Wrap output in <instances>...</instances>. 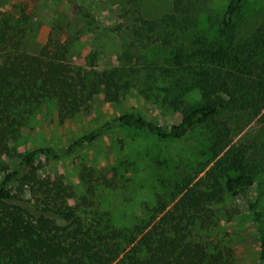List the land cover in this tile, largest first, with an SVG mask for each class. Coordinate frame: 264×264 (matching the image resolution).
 Segmentation results:
<instances>
[{"label": "trees", "instance_id": "trees-1", "mask_svg": "<svg viewBox=\"0 0 264 264\" xmlns=\"http://www.w3.org/2000/svg\"><path fill=\"white\" fill-rule=\"evenodd\" d=\"M244 1L228 0L217 17L208 0H169V12L151 19L140 14L138 0H127L124 17L130 39L122 64L93 72L68 63L67 45L51 33L37 53L29 54L22 47L24 28L0 21V158L48 101L54 103L60 124L85 113L101 88L109 103H118L133 88L161 107L181 105L178 122L169 126L128 111L62 150L39 147L23 155L0 176V264H229V253L209 254L190 238L194 226L209 222L208 206L221 202L226 193L241 197L251 211L259 235V263L264 264V216L256 211L264 178L257 179L252 164L261 149L251 139L234 141L228 121L230 113H244L264 125V12L252 32L240 36L235 16ZM84 16L90 24V13ZM151 47L171 53L151 59L145 56ZM192 92L198 99L190 102L186 96ZM195 127L204 132L210 159L175 182L169 209L157 201L156 219L131 226L117 227L107 211L56 203L63 183L57 177H39V165L34 164L40 156L68 155L115 128L177 140ZM14 183L18 194L10 189ZM24 192H35L38 201L23 198ZM86 193L93 195L94 190Z\"/></svg>", "mask_w": 264, "mask_h": 264}, {"label": "rangeland", "instance_id": "rangeland-1", "mask_svg": "<svg viewBox=\"0 0 264 264\" xmlns=\"http://www.w3.org/2000/svg\"><path fill=\"white\" fill-rule=\"evenodd\" d=\"M71 1L0 0V21L7 19L24 28L22 47L29 54L37 53L51 33L67 45V62L85 72L122 64L121 54L130 39L126 30L128 21L124 17V10L129 7L127 0ZM227 2L208 0L211 14L221 16ZM263 4V0L244 1L235 16L240 36H248L258 24L264 12ZM78 6L83 11L77 9ZM137 8L143 17L153 19L169 12L170 4L169 0H138ZM84 12L90 13V24ZM170 53V50L151 47L146 49L145 56L158 59ZM186 99L192 102L198 95L192 92ZM88 107L85 113L60 124L55 118L54 103H43L12 143L13 149L0 158V176L15 168L27 152L39 147L62 150L79 136L124 112H138L159 125L169 126L178 122L181 105L161 107L133 88L124 92L118 103H109L103 99L101 88ZM228 117L234 141L247 138L260 146L261 156L252 164L257 179H263L264 125L256 124L244 113H230ZM209 159L201 127H195L177 140L158 138L146 131L115 128L68 155L58 159L40 156L34 164L39 165V177L48 180L57 177L63 183L65 190L56 203L80 210L107 211L115 225L121 227L156 219L153 207L157 201H161L164 210L169 209L174 202L171 199L175 182L192 175ZM16 186L17 183L10 185V189L18 194ZM91 190H94L93 195L86 193ZM34 193L24 192L21 196L37 202ZM250 197H254L253 191ZM208 208L212 214L209 222L194 226L190 238L203 244L209 254L218 250L229 253V264H260L259 235L244 200L226 193L221 202L212 203ZM256 211L264 216V195L257 202Z\"/></svg>", "mask_w": 264, "mask_h": 264}]
</instances>
